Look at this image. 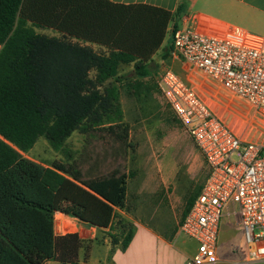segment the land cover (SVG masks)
<instances>
[{"label":"trees","instance_id":"trees-1","mask_svg":"<svg viewBox=\"0 0 264 264\" xmlns=\"http://www.w3.org/2000/svg\"><path fill=\"white\" fill-rule=\"evenodd\" d=\"M173 17L162 8L108 0H0V264H79L90 242L77 234L55 236L54 214L103 230L126 207L124 172L85 178L73 164L45 168L21 153L40 138L59 151L76 131L104 130L125 141L120 87L152 90L158 62L151 58ZM177 29L160 60L169 57ZM128 65L132 76L119 75ZM117 226L125 249L132 230L121 221Z\"/></svg>","mask_w":264,"mask_h":264},{"label":"built area","instance_id":"built-area-1","mask_svg":"<svg viewBox=\"0 0 264 264\" xmlns=\"http://www.w3.org/2000/svg\"><path fill=\"white\" fill-rule=\"evenodd\" d=\"M173 58L212 81L232 108L236 99L253 111L227 112L244 132L253 129V115L264 118V37L239 27L220 33L177 29L172 35ZM157 85L167 105L204 159L208 172L179 232L197 250L185 264H219L216 256L218 224L229 205L243 229V264H264V141L235 133L227 118L209 106L196 90L166 67ZM232 122V121H231ZM236 124V123H235Z\"/></svg>","mask_w":264,"mask_h":264},{"label":"rangeland","instance_id":"rangeland-1","mask_svg":"<svg viewBox=\"0 0 264 264\" xmlns=\"http://www.w3.org/2000/svg\"><path fill=\"white\" fill-rule=\"evenodd\" d=\"M171 57L169 55L166 60L157 63L153 82L149 84L152 90L142 88L131 91L124 85L120 87L123 121L128 127V137L125 141H120L104 130L91 133L76 131L59 151L53 150L44 138H40L29 151L21 153V156L45 168L50 167L53 162L73 164L85 178L97 177L112 169H118L128 177L129 197L134 196L141 183L149 184L154 181L159 188L156 196L160 205L167 208L170 206L173 214L181 219L190 199L205 180L208 168L188 133L167 105L157 80L165 67L171 69L184 82L186 81L180 71L188 73L189 78H199L202 82L206 77L196 73L186 64L183 69H176ZM157 60H160V57ZM90 75L93 77L94 74ZM193 88L197 93L200 92V97L209 106L223 115V119H232L235 133L244 134V138L264 141V118L253 115V125L261 127L259 132H244L245 127L237 124L233 115H225L227 112L237 111L247 113L250 117L253 111L244 103L229 98L232 108L225 112L213 103V95L210 97L205 93L204 96V91L197 85ZM219 105L222 106L221 103ZM237 219L230 208L229 211H223L218 224L217 247L226 249L225 260L228 263L241 262L245 256V244L237 239ZM195 248L194 241L186 240L183 249L187 254L192 256Z\"/></svg>","mask_w":264,"mask_h":264},{"label":"crops","instance_id":"crops-1","mask_svg":"<svg viewBox=\"0 0 264 264\" xmlns=\"http://www.w3.org/2000/svg\"><path fill=\"white\" fill-rule=\"evenodd\" d=\"M108 1L114 4L124 5H150L167 10L174 15L172 22L168 26L167 35L160 49L151 58L158 63L162 62V60L157 59H159L163 53V49L166 48L168 42H170L169 32L173 25L178 29H192L206 34L220 33L228 27L233 26L239 27L251 34L264 37V0ZM35 31L47 36H58V34L51 29L35 28ZM84 45L90 46L97 52H106L107 50L105 46L95 43L84 42ZM169 55H171V52ZM175 60L178 59L171 57V61L176 65V69L178 68V70H180L179 68L184 67V63L175 62ZM132 69V65L121 66L119 75L132 76ZM180 73L184 77L186 83L191 87L195 85L199 86L204 91V96L205 93L207 96L210 95V97L213 95V103L219 108H221L219 103H226L227 99L224 93H222L209 79L206 78V80L202 82L199 78H189L188 73L185 74L182 71H180ZM215 93H217V95ZM241 114L244 115L246 113L242 112ZM227 118L229 120V117ZM231 121L232 119L229 120L232 125L233 121ZM259 128L261 127H255L253 125V129L249 131L259 132ZM238 133H240V131ZM202 160L204 159L202 158ZM201 187L202 185L198 187L197 192L190 199L191 201L188 208L186 210L184 208L185 211L183 210L184 212L182 213L181 219L173 214L170 206L167 208L160 205L156 196L159 188H157V184L154 181H151L149 184H145L144 182L141 183L140 186L136 188L135 194L132 197H129L127 189L126 207L124 209L115 210V216L109 228L103 230L97 229L75 218L57 212L53 216V231L55 236L77 234L82 242H90L89 256L84 261V249H81L79 252V264H185L189 258L195 255L197 246L192 256L184 251L183 248L186 244V240L190 241V239L180 234L179 227L195 197L199 194ZM230 208H232L235 213L236 207L233 205H229L225 210L229 211ZM120 221L126 228L132 230L131 240L125 249H121V229L117 226V222ZM236 228L238 229V241L245 244L243 229L238 219L236 221ZM112 236L115 241H113ZM226 253V249L217 247L216 242V256L219 264H243L245 261L246 250L244 259L238 263L226 262ZM45 264L62 263L48 261Z\"/></svg>","mask_w":264,"mask_h":264}]
</instances>
